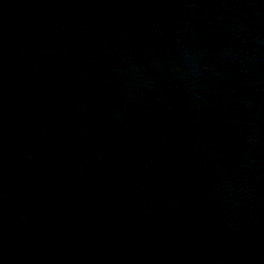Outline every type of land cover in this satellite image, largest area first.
<instances>
[{
  "label": "water",
  "instance_id": "obj_1",
  "mask_svg": "<svg viewBox=\"0 0 264 264\" xmlns=\"http://www.w3.org/2000/svg\"><path fill=\"white\" fill-rule=\"evenodd\" d=\"M121 264H264V0H2Z\"/></svg>",
  "mask_w": 264,
  "mask_h": 264
}]
</instances>
